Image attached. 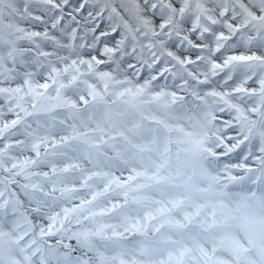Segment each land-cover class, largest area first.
Returning a JSON list of instances; mask_svg holds the SVG:
<instances>
[{
  "label": "snow or ice",
  "instance_id": "snow-or-ice-1",
  "mask_svg": "<svg viewBox=\"0 0 264 264\" xmlns=\"http://www.w3.org/2000/svg\"><path fill=\"white\" fill-rule=\"evenodd\" d=\"M0 264H264V0H0Z\"/></svg>",
  "mask_w": 264,
  "mask_h": 264
}]
</instances>
